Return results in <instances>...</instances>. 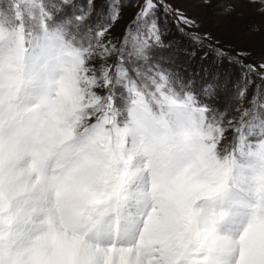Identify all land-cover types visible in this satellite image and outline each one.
Wrapping results in <instances>:
<instances>
[{
    "label": "snow or ice",
    "instance_id": "snow-or-ice-1",
    "mask_svg": "<svg viewBox=\"0 0 264 264\" xmlns=\"http://www.w3.org/2000/svg\"><path fill=\"white\" fill-rule=\"evenodd\" d=\"M0 264H264V0H0Z\"/></svg>",
    "mask_w": 264,
    "mask_h": 264
},
{
    "label": "rangeland",
    "instance_id": "rangeland-1",
    "mask_svg": "<svg viewBox=\"0 0 264 264\" xmlns=\"http://www.w3.org/2000/svg\"><path fill=\"white\" fill-rule=\"evenodd\" d=\"M122 2L124 4H127L128 3V0H122ZM131 9L129 8H125L124 9V12H125V16L127 17V15L130 13ZM190 14H195V13H190ZM123 25V22H121V25L117 26V28L115 29V32H114V36L116 34L119 33L121 27ZM166 39H175V40H180L182 44H187V41L184 40L183 37H180L178 34L175 33V30L173 29V32L168 36L166 37ZM204 65L206 67H209V68H212V56L209 55V58H208V61L204 62ZM184 68L191 74L192 72H200V69H201V62L199 60V57L197 56L196 59L194 60H191V61H187L184 63Z\"/></svg>",
    "mask_w": 264,
    "mask_h": 264
}]
</instances>
